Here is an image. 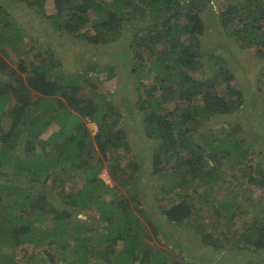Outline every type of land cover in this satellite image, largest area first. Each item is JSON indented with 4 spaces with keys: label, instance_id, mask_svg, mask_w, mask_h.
Here are the masks:
<instances>
[{
    "label": "trees",
    "instance_id": "1",
    "mask_svg": "<svg viewBox=\"0 0 264 264\" xmlns=\"http://www.w3.org/2000/svg\"><path fill=\"white\" fill-rule=\"evenodd\" d=\"M11 1L50 26L57 37L51 39L54 43L58 36H70L95 47L107 46L120 38L127 20L131 40L122 68L127 78L137 79L135 105L143 131L139 138L149 143L150 162L146 168L137 157L121 166L122 153L131 148L120 108L97 91L103 84L97 75L111 81L118 77L116 68L106 65L104 72L97 69L95 74L88 67L89 72H63L50 51L39 49L45 41L24 40L17 18L0 2V48L4 49L0 53V264H26L15 257L18 249L27 247L34 251L32 264H181L177 255L187 252L188 246L179 233L161 236L166 237V247L153 240L164 229L157 230L154 209L140 208L143 182L164 201L156 206L167 222L176 229L183 225L195 242L219 252L260 254L264 217L261 223L242 228L236 223L239 214H246L244 202L249 201L251 209L257 201L264 205V173L260 165L247 163L252 151L246 137L237 138L242 128L236 124L232 130H208L203 142L193 137L215 116L239 112L245 104L255 111L260 106L240 91L235 95L232 74L201 54L198 39L205 33L204 13H214L213 0ZM218 1L225 6L209 18L216 15V23L241 49H264V0ZM48 5L52 15L47 13ZM88 24L92 33L84 30ZM10 54L17 59L15 68L6 60ZM209 66L218 72L211 79L195 80L190 75ZM148 77L151 85L141 92ZM220 83L226 84L224 93L217 91ZM194 101L201 105H193ZM172 102L184 108L166 118ZM88 123L95 125V133L86 128ZM49 126L57 131L41 140ZM103 171L109 183L101 179ZM14 173L26 177L33 191L14 187ZM78 180L81 187L76 191ZM219 184L227 192L226 200L215 204L211 196ZM246 188L249 196L236 194L242 195ZM255 193H260L257 201ZM193 196L201 209L213 212L212 226L198 224ZM56 203L66 207L60 209ZM88 211H95L98 219L87 214L72 219ZM95 221L103 224V232L90 236L96 231Z\"/></svg>",
    "mask_w": 264,
    "mask_h": 264
},
{
    "label": "rangeland",
    "instance_id": "2",
    "mask_svg": "<svg viewBox=\"0 0 264 264\" xmlns=\"http://www.w3.org/2000/svg\"><path fill=\"white\" fill-rule=\"evenodd\" d=\"M1 5L7 8V12L11 15H15L18 22L16 24L17 28L22 30V34L25 41L28 39L34 40H43L45 44L40 46V50L42 53H47L50 51L52 53V57L54 60L60 62L61 69L63 72L67 73L69 71H80V70H87L88 72L91 69L92 73H96V70H101L104 72L105 66H110L116 68L115 73L118 77H114L111 81H106L105 75H97L100 81H103V84H100L97 87V91L100 92L102 95L113 99L116 105L120 108V114L122 116V125L124 130L126 131L127 141L129 144V150L131 151L122 153L120 158L121 166H126L127 163L133 162L137 157L143 160L144 166L147 168L150 162V152H148L147 148L149 147V143L139 138L142 135V125H141V115L138 112L135 101H137V94L134 92V89L137 85L136 77H128V74H124L122 63L125 59V51L127 50V42L131 40V33L130 27L128 26L127 20H124V27L120 28V38L107 45V46H92L86 42L74 40L70 36H58L57 42H51L53 37H56L55 33L53 32L52 28H48L50 26H46L45 24H40L39 20L32 19L30 15H28L23 9V5H18L13 3L11 0H0ZM212 4V11L213 14H217L220 12L222 5L225 6L223 1L213 0ZM47 13H53L52 5H48ZM213 14H206L204 13V17L206 20L205 26V33L198 39L199 47L201 54L206 58H212L213 60L218 61V64L221 65V69H226V71L233 76V81L230 82V85L236 86L238 94L239 91L242 93L243 98H250L251 103L259 104L260 106L256 108V111L250 108L249 104H245L244 107L239 112H235L231 115H224V116H215L210 121L204 123L194 134L193 137L198 141L203 142L205 140V135L207 131L214 133L217 131L218 128L225 127L228 130H232L236 124L240 125L243 132H239L237 138L246 137V142L250 145L251 151L248 155L247 163L251 161V164L256 167V165H260L261 169L264 173V49L255 50V49H241L239 44L231 40L228 31L223 29L216 23V15H214L213 19L209 18ZM247 22V19L246 21ZM131 25V24H130ZM84 30H91L90 24L86 25ZM92 33V30H91ZM228 34V35H227ZM57 38V37H56ZM223 38V39H222ZM4 50L0 48V53L2 54ZM130 53H128L129 55ZM11 58L6 59L12 68L16 67L17 59L14 55L10 54ZM23 60V57H20ZM29 62L33 60V57H28ZM25 61L28 63L27 58ZM87 67L89 69H87ZM96 67V69H94ZM94 70V71H93ZM86 71V72H87ZM94 73V74H95ZM98 73V72H97ZM218 72L212 69L210 66L206 67L205 71L199 70L197 68L196 72H191L190 75L196 79H211V77ZM145 84V89L149 88L151 85V78H147L143 80ZM226 84L220 83L217 88L218 93H224ZM224 89V90H223ZM228 91H232L229 90ZM234 92V91H232ZM89 93H86V95ZM92 96V93L89 94ZM193 105H201L200 101H194ZM132 113H129L128 109ZM184 105L181 103H173L169 107L168 113L163 115L166 118H171L173 113L175 115L181 114ZM119 114V115H120ZM257 118V119H256ZM7 128V126L5 127ZM86 128L95 133L96 127L92 123L86 124ZM139 131V133L136 132ZM57 131L55 126H49L46 128L44 133L41 135L40 139L44 140L47 136L51 133ZM124 150V149H123ZM122 150V151H123ZM142 157V158H141ZM226 163L224 164V167ZM149 170V169H148ZM21 174L17 176V173H14L11 177L12 184L14 187H21L27 189L26 191L32 192L33 191V184L27 182L26 177H19ZM101 179H103L106 183H109V178L106 175V172L103 171L100 175ZM144 183V182H143ZM142 183V188L144 189V198L141 199L142 205L140 208L145 212H149L154 209V212L151 214L152 217L156 218L158 229L162 230L160 235L154 236L153 240L156 245L161 247H166V237H161L163 234L170 236V234L179 233L181 235V241L184 243L185 246H188L187 252L180 255H177V259L181 264H197V263H204L208 261H213L212 264L219 263V264H262L261 261H264V250L256 255L254 252L245 251L243 254L234 253V252H227L220 250H210L195 242L194 238L191 236V233H186L183 225H181L178 229L172 227L170 223L167 222L160 212H162L156 204H163L164 201L161 200V197H155V191L148 183ZM264 184L263 181H261ZM147 184V185H146ZM74 189L77 191L81 187V181L78 180L74 183ZM249 188H253V186H249ZM70 189V185L68 186ZM67 189V190H68ZM248 188L244 190V192L236 193L239 196H249ZM226 191L224 190L223 186L220 184L214 189L212 193V198L215 197L214 202L215 204H219L223 202L225 199ZM243 196V197H244ZM255 200L260 197V193L254 195ZM193 203L195 206L194 215L198 218V224L212 226L216 220L213 215L212 211L208 209H201L203 206L202 204L198 203V200L192 197ZM257 201V200H256ZM249 203L244 202L242 204V210L246 211L244 215H238L237 218V225L238 227L242 228L245 226L246 223L255 222L261 223V218L264 217V205L260 204L258 201L255 202L254 209L247 206ZM55 206L62 209L65 208L66 205L56 203ZM246 206L248 207L247 210L245 209ZM201 207V208H200ZM72 211H75L72 208ZM87 214L88 216L98 219V216L95 211L93 212H85L80 213L79 216H73L74 221H78L79 219H84V216ZM199 218L201 219L199 221ZM95 226L96 231L90 234V236H94L96 233L103 232L102 230V223H93ZM90 225V221L87 220L86 224ZM208 227V229H210ZM148 231H151L150 229ZM152 232V231H151ZM43 250V248L36 250ZM33 249L24 248L17 250V255L15 260L18 262H25L26 264H32L34 259H32ZM176 253L177 252H173ZM189 253V254H188ZM8 255V252H6ZM193 256L195 259H189ZM246 258V261L243 259ZM100 262V261H99ZM98 262V263H99ZM96 263V264H98Z\"/></svg>",
    "mask_w": 264,
    "mask_h": 264
}]
</instances>
